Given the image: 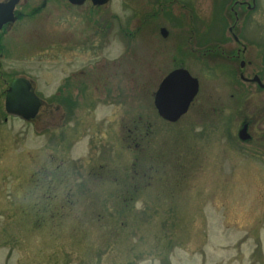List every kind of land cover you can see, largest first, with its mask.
I'll return each mask as SVG.
<instances>
[{
    "label": "rangeland",
    "instance_id": "1",
    "mask_svg": "<svg viewBox=\"0 0 264 264\" xmlns=\"http://www.w3.org/2000/svg\"><path fill=\"white\" fill-rule=\"evenodd\" d=\"M234 1L192 0L187 11L166 5L146 17L152 0H20L17 21L0 33V264H264V90L244 83L237 63H227L229 74L220 56L201 52L237 47L228 31L237 14L253 41L245 56L253 64L241 72L264 80V0L253 12ZM244 19L255 22V38ZM108 24V37L95 29ZM63 40L101 44L98 61L124 53L128 61L118 88L86 90L76 121L63 119L56 96L64 67L88 66L91 56L81 48L64 59ZM174 57L201 93L169 123L153 96ZM17 77L47 101L56 95L36 123L5 111ZM202 102L208 116L198 113ZM243 112L254 119L250 143L238 138ZM138 120L133 142L126 127Z\"/></svg>",
    "mask_w": 264,
    "mask_h": 264
},
{
    "label": "flooded vegetation",
    "instance_id": "2",
    "mask_svg": "<svg viewBox=\"0 0 264 264\" xmlns=\"http://www.w3.org/2000/svg\"><path fill=\"white\" fill-rule=\"evenodd\" d=\"M0 1H2V0H0ZM144 1L147 2L148 0H144ZM191 2H192V0H152L151 3L147 4V6H150L153 9V12L151 15H149V14L146 15V17H152V16H157V15L162 14L164 12V10H166V5H168V7H169V6H173L174 4H179V5H181L182 10L184 9L185 11H187L188 7L191 5ZM125 5L129 6L130 0H125ZM240 6L244 7V8L246 7L244 9L246 12L248 7H249V4L245 3V4H241ZM169 11L170 12L167 14V17H169V15H170L171 16L170 19L175 20L177 22L178 19H174V17H172V15H173L172 11L173 10L170 9ZM247 12H253V11H247ZM18 15H20V13ZM145 19L148 20V18H145ZM179 21H181V20L179 19ZM240 22H242L241 19H238L237 21H234L235 24L233 23L230 26H228V31L231 35L233 43L237 44V47H232L231 50H227L229 48V47H227L229 44L221 42V43H218L214 47H211V48L207 47L206 49H204V51H201L203 56H204L203 58H207L209 56H212L215 58V57L220 56L219 58H222L224 60L223 62H221L222 67L227 69L229 74H231L230 72H232V73H234V75H236L235 74L236 70L233 69L231 66H229L230 64L228 65L227 63H229V62L230 63H232V62L237 63L239 66V69H240L239 78L246 84H254L259 89L264 90V87H262L259 82L253 81V79L258 76L261 79V83H264L263 77L260 74H258L257 72H254L253 74H251V76H247V75H245V72H241V70L246 69L247 66H251L253 64L252 60L247 61L245 58L246 53L249 51V46L251 47V44L253 41L251 39H249L248 36H244V34L242 35L241 34L242 31L240 32V30L237 29ZM248 22H250V24H249L250 29L249 30L254 32V34H251V35L249 34V37L255 38L256 37V34H255L256 28H254V27H256V25L253 24V22H254L253 20L252 21H250L248 19L243 20L244 24H246ZM144 23H142V24H144ZM109 25L110 24L106 25L105 29H98V28H95V29L97 32H98V30H100L101 32H105L106 36L108 37L109 32H110ZM121 28H122L121 30H122L123 35H125L127 31L123 27H121ZM7 29H8V25H5L3 27V30L0 33L5 34ZM79 44H82L83 46H79ZM99 47H102V45L101 44L99 45L95 41H92V43L90 45H89V43L88 44L77 43L76 41H74L72 43L71 42L68 43L66 40L62 41V43H61V48H62L61 54H62V57L64 59L67 58L66 53H69L72 50L81 49V48L85 49L84 52L88 53L91 56L89 58L88 66L79 67L78 69L72 70L69 73H66V70L64 67V69L62 71V78H61L62 80H61V83L59 86V91L57 92V96L56 95L55 96L58 97V103L56 104V106H57V109L59 110V112H61V111L63 112V115H64L63 119L71 118L70 117V115H71L73 121L78 120V114H76L77 113L76 108H77L78 103H80L81 98H85L87 89L93 88V90H95L96 93H97V91H102V95L104 96L103 91L108 92L109 90H111L113 88L114 89L118 88V80H119L118 78L119 77L123 83L124 78L128 75V61L126 58L127 55L124 56L125 53L120 57V59L117 62H115V61L108 62L107 60L98 61ZM194 50H196V49L194 48L193 51ZM79 57H80L79 52L77 53V55L73 56L74 59L79 58ZM175 58L176 57H174L172 59L173 60L172 64L174 65V67H172L169 70V72H171L174 69H177L179 67H185L184 65H177V62H176L177 59H175ZM66 62L69 63L70 61L64 60V63H66ZM243 62H244V66L242 65ZM160 68H161V66H160V62H159L158 69H160ZM253 68H255V67H253ZM127 79H128V77H127ZM32 84H33V88L35 90V93L42 100V106L40 107L36 117L34 119H32V120H34L32 123H36L39 119H41V116L45 112V109H43V108L44 107L47 108V106L53 105L55 103L54 101H52L53 99H55V96L52 100H50L51 102L47 101L42 95L37 93V91H36L37 86L33 80H32ZM230 84H233V83H230ZM73 90H75V91H73ZM80 90L82 92H80ZM200 93H201V82L199 80V92H198L197 96L195 97L194 101L191 103L189 111L196 104V101H197ZM234 96L235 95L233 94L232 97H234ZM206 105L207 104L205 102H204V105L202 102L201 107L198 110V113L203 117L208 116L207 113L209 112V110H208V108H206ZM221 106H224L223 102H222ZM212 110L214 112L217 111L218 116L221 114V110L224 111L223 109L218 110L216 107H212ZM258 115H259V117L264 115V105L260 107ZM50 116H51V114H50ZM43 117H45V116H43ZM245 122H247L248 126H249L248 132L251 135V140L249 141V143H250V142H253L255 139V136L252 132L254 119L251 117H248L247 114L245 112H243V115L240 116V127ZM126 129L128 131L127 137L130 138L129 137V132H130L129 126H127ZM64 135H63V140H62L63 145H65V136ZM135 141L136 140H133V142H135Z\"/></svg>",
    "mask_w": 264,
    "mask_h": 264
},
{
    "label": "water",
    "instance_id": "3",
    "mask_svg": "<svg viewBox=\"0 0 264 264\" xmlns=\"http://www.w3.org/2000/svg\"><path fill=\"white\" fill-rule=\"evenodd\" d=\"M94 5L101 6L107 4L110 0H91ZM255 1L249 4L248 9L255 8ZM20 0H4L0 2V30L7 23H14L17 19L15 15L16 6ZM74 5H82L86 0H69ZM244 4L236 1L234 5ZM234 10V8L232 7ZM239 17L236 14V20ZM163 36L168 35L166 28L161 29ZM244 66V62L242 64ZM264 87L261 79L257 76L253 79ZM199 92V79L192 76L191 73L181 67L170 72L161 82L158 89L154 93V105L160 117L164 120L175 123L186 114L189 107ZM42 106V100L37 96L33 88L32 81L26 77L15 78L5 96V110L14 117H18L24 121L34 119ZM248 123H243L238 131L241 141L247 142L251 140L248 132Z\"/></svg>",
    "mask_w": 264,
    "mask_h": 264
},
{
    "label": "trees",
    "instance_id": "4",
    "mask_svg": "<svg viewBox=\"0 0 264 264\" xmlns=\"http://www.w3.org/2000/svg\"><path fill=\"white\" fill-rule=\"evenodd\" d=\"M139 122H140L139 120L135 121L136 125L130 128V132H129L130 141L136 140L138 135L140 134V132H139L140 131V129H139L140 125H137V124H139Z\"/></svg>",
    "mask_w": 264,
    "mask_h": 264
}]
</instances>
